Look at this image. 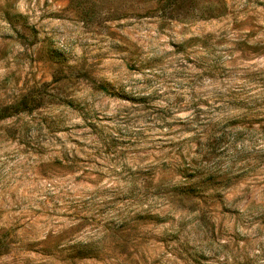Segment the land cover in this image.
<instances>
[{
	"label": "rangeland",
	"instance_id": "374dc122",
	"mask_svg": "<svg viewBox=\"0 0 264 264\" xmlns=\"http://www.w3.org/2000/svg\"><path fill=\"white\" fill-rule=\"evenodd\" d=\"M0 264H264V0H0Z\"/></svg>",
	"mask_w": 264,
	"mask_h": 264
}]
</instances>
